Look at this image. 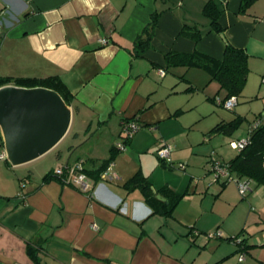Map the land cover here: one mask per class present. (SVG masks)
Returning a JSON list of instances; mask_svg holds the SVG:
<instances>
[{
  "label": "crops",
  "instance_id": "0c3cea01",
  "mask_svg": "<svg viewBox=\"0 0 264 264\" xmlns=\"http://www.w3.org/2000/svg\"><path fill=\"white\" fill-rule=\"evenodd\" d=\"M206 1L0 0V76L58 77L73 97L71 123L77 118L67 141L40 157L16 166L0 158V264H34L29 245L41 264H264V185L252 181L240 197L223 178L212 182L207 163L213 143L244 136L252 120L228 134L211 133L246 110H197L198 89L205 102L224 99L225 90L203 66L166 59L197 52L220 60L227 40L248 54L240 95L251 97L264 79V0L244 13L241 0H213L222 32L203 13ZM154 13L151 40L139 52L136 38ZM184 25L205 33L195 41L180 33ZM125 118L141 127L119 151ZM164 142L176 167L157 154ZM80 158L90 193L51 174ZM145 180L147 192L139 185Z\"/></svg>",
  "mask_w": 264,
  "mask_h": 264
},
{
  "label": "trees",
  "instance_id": "16d2710c",
  "mask_svg": "<svg viewBox=\"0 0 264 264\" xmlns=\"http://www.w3.org/2000/svg\"><path fill=\"white\" fill-rule=\"evenodd\" d=\"M255 1L256 0H241L239 12H246ZM220 12L221 10L215 6L213 0H207L205 2L203 13L210 17V25L217 32H222L223 30L217 22ZM157 14L158 13L153 14L151 21L144 27L141 35L136 38L135 49L137 51L142 52L145 47L149 45L153 29L156 26ZM180 33L183 35H189L193 40L197 41L205 32L198 29L196 26L184 25ZM177 56L178 58H175ZM172 58L177 59V64L185 63L188 65H199L208 69L211 78L215 79L219 83L220 88L225 90L224 98L230 95H236L237 97L240 96L247 81L249 73L247 62L248 54L244 49L233 46L227 40L225 41L224 56L220 60L201 55L197 52L166 54L167 61L171 62ZM6 83H15L23 86L42 85L58 91L68 104H71L73 99L68 88L56 76H48L44 78L0 76V85ZM261 113H264V111H261L258 114ZM240 120L241 119L237 117L230 121H220L212 127L210 132H224L228 134L238 127ZM106 162L104 170L111 162V158ZM228 162L231 171L235 175L251 179L258 185H264V121H262V123L251 133L249 143L243 149L238 151ZM139 185H141L145 192L148 191L149 186L147 180L143 183L139 182ZM180 196L181 195H176L175 200L168 205L165 213H171L173 206L176 204ZM234 238L236 237H232V239ZM28 253L32 257L34 264H41L37 248L29 245Z\"/></svg>",
  "mask_w": 264,
  "mask_h": 264
},
{
  "label": "water",
  "instance_id": "95a60500",
  "mask_svg": "<svg viewBox=\"0 0 264 264\" xmlns=\"http://www.w3.org/2000/svg\"><path fill=\"white\" fill-rule=\"evenodd\" d=\"M72 107L53 88L0 85V134L5 160L12 166L45 154L67 133Z\"/></svg>",
  "mask_w": 264,
  "mask_h": 264
},
{
  "label": "built area",
  "instance_id": "2783aa9c",
  "mask_svg": "<svg viewBox=\"0 0 264 264\" xmlns=\"http://www.w3.org/2000/svg\"><path fill=\"white\" fill-rule=\"evenodd\" d=\"M102 42H106V38H101ZM160 75L165 73V69H159ZM264 82V79H262ZM222 106L232 109L238 103V97L236 95H230L224 99H216ZM264 121V113L258 114L250 123L247 132L244 136L231 139L229 141L230 147L240 151L243 149L250 140L251 133ZM141 127V124L134 118H125L121 121V136L120 139L115 142V148L117 150H124L126 148L127 141L136 133ZM172 145L169 142H164L163 145L157 150L158 156L165 161V163L173 167V161L171 159ZM0 158L5 159L4 149L0 152ZM179 168H184L185 164L183 162L177 164ZM111 167V162L108 164L106 169L101 173L105 177ZM211 174H213L215 180L220 181L223 178V182L235 181L237 189L241 196H245L252 188V180L244 177H239L235 175L230 167L229 162L224 160H217L212 156V165L210 167ZM52 176L58 178L63 183H70L79 187L80 190L90 193V184L88 182L87 174L85 172L84 160L77 159L72 163H65L61 166L53 169ZM26 180L20 182V186H24ZM22 194V193H21ZM93 228H97L96 224H92ZM220 236L221 232L217 231L214 233H209V236ZM233 240L240 242L239 238H234ZM245 256L244 252H241L239 259L242 260Z\"/></svg>",
  "mask_w": 264,
  "mask_h": 264
},
{
  "label": "rangeland",
  "instance_id": "374dc122",
  "mask_svg": "<svg viewBox=\"0 0 264 264\" xmlns=\"http://www.w3.org/2000/svg\"><path fill=\"white\" fill-rule=\"evenodd\" d=\"M191 74H192L191 72L187 73V75H191ZM209 77H210V75L207 74V78H209ZM213 80L215 81V79H213ZM199 81L201 82L200 79H199ZM260 85H261V87H259ZM257 88H259V89H257ZM257 88L254 87V89H252L251 97H248V98L244 99L243 98L244 96L240 95L239 96V103H237L235 105V108L238 107V105H240L241 107L244 108V110H246V112L244 113L245 117L241 118V120H240V124H241L240 127H243V126L247 125L249 120H253V118H255L258 113H260L261 111H264V82H262V79H261L260 84L257 83ZM193 95H194V100H196L198 105H199L197 110H199V109L204 110L203 105H210V107L212 105V107H215L217 109V111H220V113H225V114H227L229 116H233L232 114L235 115V113L233 111L234 108L233 109L226 108V107L222 106L221 104H219L217 102L216 99L220 98L219 96H216L215 97L216 99H214L211 102H205V100L203 101V99H204L203 93H202V91H199V89H198V91L194 92ZM76 121H77V118L74 117L73 120H72V123H71L72 128H74V126L76 125ZM67 139L68 138H65V139L63 138V140H62L63 142H61V145H63L67 141ZM235 139H237V138H235ZM229 141L220 140L218 143L216 142L215 144L214 143L212 144L211 150L209 149V152L211 151V155H210L209 162H207L208 163V167H211V165H212V156H216L217 160L218 159L222 160L221 158H223V157H224V159L225 158H229L230 156H233L236 152H238L236 149H233L232 147H230ZM206 148H208V147H206ZM172 150H173V147H172ZM171 159H172V157H171ZM179 163H181V162H179ZM183 163L186 166V162H183ZM174 165L176 167V164H174ZM203 176H205V175L203 174L202 176H197L196 177L197 179L196 178L193 179L194 182H197L199 179L202 180V178H204ZM212 177H213V179H212L213 181L212 182H216L217 183V180H215L213 174H212ZM228 183L231 184V185H234L236 187L235 189L237 190V193L240 194L238 189H237L235 181H231L230 180ZM240 197H242V196H240ZM244 200H242V201H244ZM238 204L241 205V203H238ZM240 208L242 209V205L240 206ZM247 209H248V205H247Z\"/></svg>",
  "mask_w": 264,
  "mask_h": 264
}]
</instances>
